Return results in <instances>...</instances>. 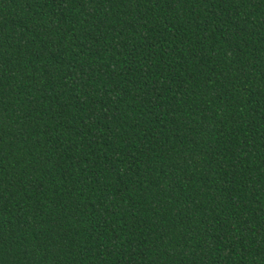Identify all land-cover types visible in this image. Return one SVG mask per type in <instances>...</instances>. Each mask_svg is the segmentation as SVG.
<instances>
[{
  "label": "trees",
  "instance_id": "16d2710c",
  "mask_svg": "<svg viewBox=\"0 0 264 264\" xmlns=\"http://www.w3.org/2000/svg\"><path fill=\"white\" fill-rule=\"evenodd\" d=\"M0 264H264V0H0Z\"/></svg>",
  "mask_w": 264,
  "mask_h": 264
}]
</instances>
